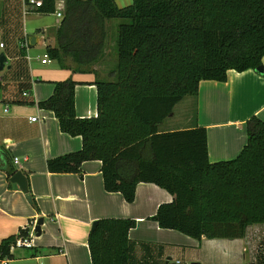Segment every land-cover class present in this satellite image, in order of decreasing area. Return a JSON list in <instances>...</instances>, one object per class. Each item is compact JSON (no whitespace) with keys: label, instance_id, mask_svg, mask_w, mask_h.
<instances>
[{"label":"trees","instance_id":"obj_1","mask_svg":"<svg viewBox=\"0 0 264 264\" xmlns=\"http://www.w3.org/2000/svg\"><path fill=\"white\" fill-rule=\"evenodd\" d=\"M39 1L32 14H56L58 0ZM104 20L121 24L116 66L109 80L94 83L97 116H77L81 83L72 79L52 82L53 94L38 103L54 112L63 133L82 138L79 151L48 160V172L80 174L84 163L99 161L105 191L121 194L128 204L139 184H154L174 200L160 205L152 220L200 242L244 239L251 226L264 225L263 120L252 117L241 153L217 163L209 160L206 128L159 130L177 104L198 96L202 81L223 83L231 70L263 67L264 0H132L126 7L116 0H65L58 47L48 45L46 54L60 64L63 54L81 62L94 47L95 29L104 31ZM0 170L8 180L17 173L7 154ZM135 227L131 219L99 220L88 239L91 263L131 264ZM29 232L20 229L3 240L0 253L11 258L10 247ZM258 258L264 264V251Z\"/></svg>","mask_w":264,"mask_h":264},{"label":"crops","instance_id":"obj_2","mask_svg":"<svg viewBox=\"0 0 264 264\" xmlns=\"http://www.w3.org/2000/svg\"><path fill=\"white\" fill-rule=\"evenodd\" d=\"M119 1L116 0L119 7L132 4V0H123V4ZM3 2L2 7H5L6 0ZM21 3L25 9V0ZM57 10L62 18L56 14L49 15L54 19L52 23L38 24L31 31L25 29L24 49L38 46L46 49L48 45L58 47L56 33L65 16V0H58ZM30 16L37 21L45 17L29 14L25 20ZM120 24L104 20V31L95 29L94 47L81 62L66 54L62 56V63L58 62L62 70L71 73L70 79L81 83L75 90L79 118H92L98 114L94 83L108 80L109 73L116 66ZM32 38L37 40L35 46L30 45ZM5 49V45L0 49V53L8 58L4 71L0 73L2 84L5 70H13L12 65L7 67L12 59L2 51ZM262 64L264 68V58ZM58 79L30 74L25 80L28 96L24 93L16 96L8 89L0 94V160L7 154L16 170L26 175L34 200L30 203L19 186L11 183L6 173L0 170V244L17 235L30 221L34 223L41 217L45 218L42 235L35 233L30 237L36 256L33 255L34 250L24 249V255L19 258L12 255L11 262L16 260L14 264H22L24 256H31L36 260L64 258L66 264H92L88 244L92 225L108 218L136 221V227L130 232L131 264L173 262L177 254L185 251L186 247H192L195 241L180 232L161 229L152 220L160 205L174 200L166 190L154 184L141 183L137 186L135 201L128 204L121 194L105 191L102 163L99 161L84 163L80 174L48 172V160L82 148L81 137L63 133L54 112L38 106L53 94L55 87L52 82L63 81ZM252 117L264 121V74L254 70L243 73L231 70L227 82L202 81L198 96L187 97L177 104L159 130L169 133L206 128L209 160L217 163L233 160L241 153L248 140L247 122ZM31 118L38 120L32 122ZM14 158L21 160L20 165L14 164ZM246 250L243 246V256Z\"/></svg>","mask_w":264,"mask_h":264},{"label":"rangeland","instance_id":"obj_3","mask_svg":"<svg viewBox=\"0 0 264 264\" xmlns=\"http://www.w3.org/2000/svg\"><path fill=\"white\" fill-rule=\"evenodd\" d=\"M3 1L0 0V43L6 46V49L2 51L12 59L10 66L7 67L12 65L13 70L10 72L5 70L4 75L7 77H4L0 94L7 92V89L16 96L28 93L25 80L30 74L44 78L55 77L63 81L70 79L71 73L62 70L57 60L49 58L50 64H41V60L46 54V49L42 46L29 50L23 48L26 39L25 29L31 31V28L38 24L47 25L52 23L54 19L45 16L46 18L37 21L35 17L30 16L25 20L21 0H6L5 7H2ZM119 3L123 4V0H120ZM113 21L121 23L119 20ZM28 58L31 60L29 61ZM193 241L195 243L192 244V247H186L185 251H181L174 257L173 262L166 260L164 264L167 262L168 264H262V260L258 257L264 251V225L251 226L244 239L231 241L206 238L204 242L195 239ZM243 246L247 248L244 256L241 253ZM23 251L24 249L17 250L15 252L16 258L22 257ZM24 257L25 261L21 262L22 264H66L64 258L43 257L36 260L31 256ZM13 261L11 264H14Z\"/></svg>","mask_w":264,"mask_h":264},{"label":"built area","instance_id":"obj_4","mask_svg":"<svg viewBox=\"0 0 264 264\" xmlns=\"http://www.w3.org/2000/svg\"><path fill=\"white\" fill-rule=\"evenodd\" d=\"M41 1L39 0H30L27 4L25 3V9H24V14L25 16H28L29 14H32L31 12L35 7H39L41 5ZM57 17L60 19L62 18V14L57 10L56 12ZM4 48V44H0V49ZM51 61L49 60V57L47 54H45L44 59L41 60L42 64H49ZM24 96H28V93H24ZM6 110L5 112H7ZM37 118H31L32 122H37ZM15 165H20L21 160L19 158H14L13 160ZM37 222L34 223H29L25 227L22 228V230L30 231L29 232V237H20L17 239L16 243L12 245L9 249V253L11 255H14L17 250L21 249H32L33 244L30 239L31 235L35 234V227H36ZM11 263V258L9 256H3L2 253H0V264H10Z\"/></svg>","mask_w":264,"mask_h":264},{"label":"water","instance_id":"obj_5","mask_svg":"<svg viewBox=\"0 0 264 264\" xmlns=\"http://www.w3.org/2000/svg\"><path fill=\"white\" fill-rule=\"evenodd\" d=\"M36 43H37L36 38H32L30 40L31 46H35ZM7 62H8V58L6 57V55L4 53H0V73L4 71ZM8 68H10V67H8ZM257 72L264 74V68L263 67L258 68ZM10 182L18 185L19 188L21 189V191H23L26 194L27 200L30 203L33 202V198L29 193L28 179L22 171H17V173L10 179ZM44 225H45V218H43V217L39 218L37 221L36 227H35V233L37 234V236L42 235V227ZM97 226H98V222H94L92 225L91 231H94L97 228ZM167 264H168V262H167Z\"/></svg>","mask_w":264,"mask_h":264}]
</instances>
